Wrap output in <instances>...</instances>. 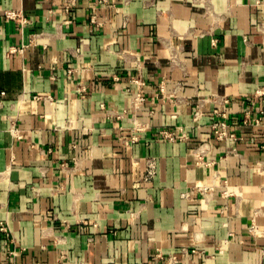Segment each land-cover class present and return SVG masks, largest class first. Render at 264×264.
I'll use <instances>...</instances> for the list:
<instances>
[{
	"label": "crops",
	"instance_id": "obj_1",
	"mask_svg": "<svg viewBox=\"0 0 264 264\" xmlns=\"http://www.w3.org/2000/svg\"><path fill=\"white\" fill-rule=\"evenodd\" d=\"M63 5L0 0V264H264V0Z\"/></svg>",
	"mask_w": 264,
	"mask_h": 264
},
{
	"label": "built area",
	"instance_id": "obj_2",
	"mask_svg": "<svg viewBox=\"0 0 264 264\" xmlns=\"http://www.w3.org/2000/svg\"><path fill=\"white\" fill-rule=\"evenodd\" d=\"M106 0H98L99 3H104ZM64 3V9L65 11H70L76 3V0H63ZM5 16L9 19L15 20L19 25L24 24L25 22H27V19L25 16H23L19 11L16 10H6L5 12ZM17 49H13V51H16ZM21 50V49H19ZM12 51V50H11ZM4 95L3 91H0V96ZM141 98V97H140ZM142 100V98H141ZM199 114V106H197L195 113H194V117L196 118ZM213 128H214V132L217 136V138H224L226 136V125L223 122L217 121L213 123ZM178 131L180 132V136L181 138H185L186 137V132L184 130V128L180 127L178 129ZM162 135L165 138H168L169 140H174L177 136L175 134V132L170 131V130H161ZM231 135V134H230ZM156 172V165H155V161L153 158H148L146 160V167H145V171H144V178L145 180H149L150 178H152L155 175ZM0 232H4L6 235L8 233L7 228L0 224ZM8 241V240H7ZM5 244H7V242H4ZM10 256H17L18 252L12 250L9 252ZM157 255L159 256L160 254L157 253ZM169 260L174 259L173 256L168 257Z\"/></svg>",
	"mask_w": 264,
	"mask_h": 264
}]
</instances>
